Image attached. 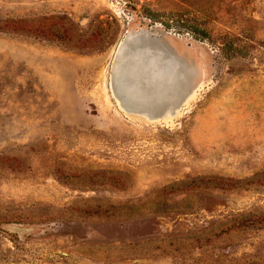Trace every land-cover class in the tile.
<instances>
[{"label":"rangeland","instance_id":"rangeland-1","mask_svg":"<svg viewBox=\"0 0 264 264\" xmlns=\"http://www.w3.org/2000/svg\"><path fill=\"white\" fill-rule=\"evenodd\" d=\"M0 264H264V0H0Z\"/></svg>","mask_w":264,"mask_h":264},{"label":"bare ground","instance_id":"bare-ground-1","mask_svg":"<svg viewBox=\"0 0 264 264\" xmlns=\"http://www.w3.org/2000/svg\"><path fill=\"white\" fill-rule=\"evenodd\" d=\"M131 31H134V30H131ZM141 32H139V34H140ZM144 33V32H143ZM142 33V34H143ZM132 34V33H131ZM136 34V33H135ZM134 34V35H135ZM138 34V33H137ZM128 37V36H127ZM133 37V36H132ZM136 37H138V35H136ZM136 37H134V38H136ZM140 38V37H139ZM144 38V37H143ZM132 39V38H131ZM130 39V40H131ZM141 39V38H140ZM125 40V39H124ZM130 40L128 41L129 43H130ZM141 41V40H140ZM134 42V41H133ZM130 44H133V43H130ZM141 44V43H140ZM136 45V44H135ZM142 45V44H141ZM153 45V44H152ZM156 45V44H155ZM159 45H161V44H159ZM138 46V45H137ZM145 46V45H144ZM136 47V46H135ZM120 48V47H119ZM118 48V49H119ZM150 48V47H149ZM149 48L147 49V47L145 48H143V46H140L138 49H137V47H136V51H135V53H134V56H132V57H130L128 60H134L135 62H137L136 61V57H138V56H136V55H141V57H140V59H139V61L140 60H142V61H147L148 63H147V67H146V70H145V68H143L142 66H140L141 65V63H139V64H137L139 67L137 68L133 63L131 64L130 63V61L128 62V64L129 65H127L126 64V66L127 67H129V69H132L131 71L133 72L132 74H130V75H132V76H135L136 78V82H141L142 81V79L143 80H146V83H147V85L149 86V87H158V85L161 83V82H163V84H164V82H169V80H172V76H173V78H175V75H176V72H175V75H172V73H171V71L173 70L172 68L173 67H168V68H166V69H163V66H162V68H160L159 67V65L161 66L162 64L161 63H159V59H163L164 57H163V55L165 54V47L164 46H160L159 48L158 47H156V51L154 50V48H155V46H153V50L155 51V52H152V53H148L147 51L149 50ZM152 49V48H151ZM150 49V50H151ZM168 49V48H167ZM166 49V50H167ZM131 50H134V49H131ZM172 50V49H171ZM170 50V51H171ZM125 52V51H124ZM137 52V53H136ZM167 52H169V51H167ZM133 53V52H132ZM139 53H141V54H139ZM171 53V52H170ZM168 55H170L169 53H168ZM173 55V54H172ZM166 56V55H165ZM175 57H176V55H174ZM128 57V56H127ZM178 57V56H177ZM116 59V58H115ZM143 59H145V60H143ZM124 60V59H123ZM182 60V59H181ZM121 61V60H120ZM120 61L118 62V63H120ZM126 61H127V59H126ZM123 62V61H122ZM132 62V61H131ZM182 62H183V60H182ZM117 63V62H116ZM115 63V64H116ZM127 63V62H126ZM145 63V62H144ZM162 63H164V62H162ZM118 66H119V64H118ZM183 66V65H182ZM194 66V65H193ZM124 67V66H123ZM122 69V68H121ZM127 69V68H126ZM128 69V70H129ZM180 69V68H179ZM179 69H177V70H179ZM179 71H181V69L179 70ZM123 72V71H122ZM181 72H183V71H181ZM195 72V71H194ZM115 73H116V71H115ZM126 73H124V75H125ZM174 74V73H173ZM124 75H122V76H124ZM118 76H120V74H118ZM121 77V76H120ZM126 77V76H125ZM129 77V76H128ZM124 78V77H123ZM123 78H121L122 80H123ZM119 80H120V78H119ZM130 80H132V79H130ZM116 82H118V81H116ZM143 84V83H142ZM171 84V83H170ZM170 84H169V86H170ZM168 86V87H169ZM116 87V86H115ZM140 88L142 87V85L141 86H139ZM165 87V86H164ZM167 88V87H166ZM118 89H120V88H118ZM124 89V88H123ZM168 89V88H167ZM122 91V90H121ZM123 93V92H122ZM142 94L144 93V91L143 92H141ZM141 93H140V95H141ZM120 94V93H119ZM146 94V93H145ZM147 94H149V93H147ZM146 94V95H147ZM123 95V94H122ZM121 95V96H122ZM121 96L119 97L120 98V100H121ZM154 96V95H153ZM151 97V99H154V97ZM164 96H165V94H164ZM129 97V96H128ZM135 97V96H134ZM141 97H143L142 95H141ZM145 97V96H144ZM144 97H143V99H144ZM161 97V96H160ZM124 98V97H123ZM131 98V97H130ZM129 98V99H130ZM147 98V97H146ZM156 98H158V97H156ZM140 99V98H139ZM147 99H150L149 97L147 98ZM160 99V98H159ZM123 100V99H122ZM126 100V99H125ZM131 100V99H130ZM137 100V99H136ZM155 101H161V103H162V98H161V100H157V99H154ZM154 100H152V101H154ZM129 101V100H128ZM133 101V100H132ZM138 101V100H137ZM151 101V100H150ZM135 102V101H134ZM156 102V103H157ZM123 103V106H124V103L125 102H122ZM140 103V102H139ZM138 103V104H139ZM155 103V102H154ZM141 104V103H140ZM139 104V105H140ZM142 104H144V105H146L145 103H143L142 102ZM139 105H136L137 106V108H138V106ZM152 105H154L153 104V102H152V104H151V106ZM126 106V105H125ZM132 106V105H131ZM130 106V107H131ZM141 107V106H140ZM142 108H143V106H142ZM148 108V107H147ZM146 108V109H147ZM131 109H134V108H132L131 107ZM130 109V110H131ZM150 109V108H149ZM137 110V109H136ZM140 110V109H139ZM151 110V109H150ZM154 111V110H153Z\"/></svg>","mask_w":264,"mask_h":264},{"label":"water","instance_id":"water-1","mask_svg":"<svg viewBox=\"0 0 264 264\" xmlns=\"http://www.w3.org/2000/svg\"><path fill=\"white\" fill-rule=\"evenodd\" d=\"M127 41L128 40H124L120 46V51L123 49V47L127 44ZM118 59H119V56H118ZM117 65V64H116ZM131 112V111H130ZM133 112V111H132ZM136 112V111H135Z\"/></svg>","mask_w":264,"mask_h":264}]
</instances>
